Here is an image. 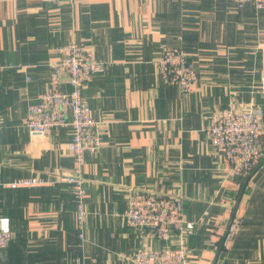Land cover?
Segmentation results:
<instances>
[{"label": "crops", "instance_id": "1", "mask_svg": "<svg viewBox=\"0 0 264 264\" xmlns=\"http://www.w3.org/2000/svg\"><path fill=\"white\" fill-rule=\"evenodd\" d=\"M72 39L105 61L82 92L105 122L102 147L85 154L87 239L68 182L0 185V218L13 235L7 264H133L137 249L164 246L152 229L142 237L122 217L135 189L183 197L194 222L189 264H264V8L232 0H0L1 182L71 172L70 127L32 133L25 120L50 87V62ZM162 45L195 62L191 91L159 75ZM59 88H70L66 74ZM230 101L263 110L262 156L242 176L228 172L203 131Z\"/></svg>", "mask_w": 264, "mask_h": 264}, {"label": "built area", "instance_id": "2", "mask_svg": "<svg viewBox=\"0 0 264 264\" xmlns=\"http://www.w3.org/2000/svg\"><path fill=\"white\" fill-rule=\"evenodd\" d=\"M50 1V0H49ZM54 1V0H52ZM237 8L253 4L264 8V0H232ZM62 55L50 62L51 84L36 102L28 106L25 126L32 133L46 134L51 129L70 127L67 149L73 156L71 172L59 178L40 175L24 176L8 182L6 187H34L68 182L75 202V219L79 237L87 239L85 218L86 194L84 165L85 154L96 152L102 145V131L105 122L93 116V110L83 97L85 83L95 74L105 69V61L95 57L93 50L75 39L62 47ZM156 67L161 77L176 84L181 91H191L198 74L195 62L182 49L162 45ZM67 75L68 90L59 88L60 76ZM264 90V88H263ZM263 110L251 102L245 109L229 102L228 106L213 111L203 127L215 151L224 159L228 172L242 176L253 170L260 161L263 135ZM0 121V131H1ZM126 209L122 213L127 226L138 231L142 237L152 229L154 236L166 241L162 247H142L137 249L131 260L133 264H189L187 236L194 228V222L184 216L183 197L157 196L144 189H135L126 198ZM237 220L229 232L238 225ZM12 241V230L8 218H0V247H7Z\"/></svg>", "mask_w": 264, "mask_h": 264}, {"label": "water", "instance_id": "3", "mask_svg": "<svg viewBox=\"0 0 264 264\" xmlns=\"http://www.w3.org/2000/svg\"><path fill=\"white\" fill-rule=\"evenodd\" d=\"M8 262V247H0V264Z\"/></svg>", "mask_w": 264, "mask_h": 264}, {"label": "rangeland", "instance_id": "4", "mask_svg": "<svg viewBox=\"0 0 264 264\" xmlns=\"http://www.w3.org/2000/svg\"><path fill=\"white\" fill-rule=\"evenodd\" d=\"M12 239H13V235H12ZM11 242H12V241H11ZM10 244H11V243H10ZM10 244H9V245H10ZM9 245H8V246H9ZM8 246H7V247H8ZM23 250H24V248H21V246H19V247L17 248L16 251H17L18 253H20V252H22ZM16 251H14V252H16Z\"/></svg>", "mask_w": 264, "mask_h": 264}, {"label": "trees", "instance_id": "5", "mask_svg": "<svg viewBox=\"0 0 264 264\" xmlns=\"http://www.w3.org/2000/svg\"><path fill=\"white\" fill-rule=\"evenodd\" d=\"M9 246H10V245H9ZM9 246H8V247H9Z\"/></svg>", "mask_w": 264, "mask_h": 264}]
</instances>
